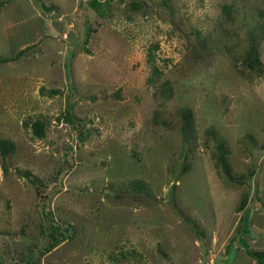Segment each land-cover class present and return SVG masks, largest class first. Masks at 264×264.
I'll use <instances>...</instances> for the list:
<instances>
[{"label":"rangeland","instance_id":"374dc122","mask_svg":"<svg viewBox=\"0 0 264 264\" xmlns=\"http://www.w3.org/2000/svg\"><path fill=\"white\" fill-rule=\"evenodd\" d=\"M262 25L264 0H0L1 264H259Z\"/></svg>","mask_w":264,"mask_h":264},{"label":"trees","instance_id":"16d2710c","mask_svg":"<svg viewBox=\"0 0 264 264\" xmlns=\"http://www.w3.org/2000/svg\"><path fill=\"white\" fill-rule=\"evenodd\" d=\"M226 9H227V7H226ZM252 37H253L252 43L249 45V52H248L247 56H248L250 61L257 62V50H258L259 39H260V45H261L262 41L264 40V26L262 25V27H261V35H257L256 32H253ZM31 128H32V132L37 137H41L43 135V124L41 122L34 121L31 124ZM1 147H3L5 151L12 148L10 146V144L6 141H1ZM24 176L33 185H35L38 182V180L36 178H34V177L32 178L28 173H24ZM51 240H52V242L50 244V247H52L53 245H55L58 242V237L56 235L52 234ZM246 253H247V255L255 258L259 264H264V257L261 254L253 253L250 251H247ZM0 264H1V262H0Z\"/></svg>","mask_w":264,"mask_h":264}]
</instances>
